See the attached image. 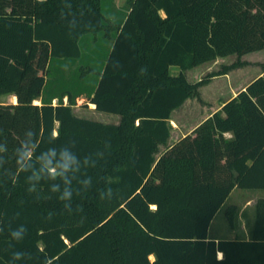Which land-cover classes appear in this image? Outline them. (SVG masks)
I'll list each match as a JSON object with an SVG mask.
<instances>
[{"label": "trees", "instance_id": "obj_1", "mask_svg": "<svg viewBox=\"0 0 264 264\" xmlns=\"http://www.w3.org/2000/svg\"><path fill=\"white\" fill-rule=\"evenodd\" d=\"M108 1L0 0V97H18L0 103V264H264V198L249 238L209 237L234 189L264 190V64L169 144L172 112L264 49V0ZM81 97L119 123L77 115Z\"/></svg>", "mask_w": 264, "mask_h": 264}, {"label": "rangeland", "instance_id": "obj_2", "mask_svg": "<svg viewBox=\"0 0 264 264\" xmlns=\"http://www.w3.org/2000/svg\"><path fill=\"white\" fill-rule=\"evenodd\" d=\"M126 0H116L118 7H122ZM109 1L105 0V7H109ZM83 57L81 64L87 67H98L101 63V58L105 56L107 50H105V40L101 37L95 38L93 34L84 37L82 40ZM237 54H230L227 56H220L216 60L205 62L192 69L186 71V75L189 81L196 82L198 78H202L208 72L217 70L222 64H229L237 60ZM242 60L250 62L242 68L233 70L234 78L238 75L244 74L243 79H252L262 70V64H264V49L247 53L241 57ZM180 72L178 66L171 67V73L176 75ZM243 80V81H244ZM225 87L222 91H228V81L226 79H220L213 82L208 89H217V87ZM214 88V89H213ZM17 96V95H16ZM18 99V97H17ZM193 101H197V98H192ZM0 103H14L11 95L1 96ZM77 105H80V109L77 111L80 117L101 121L103 123H119V116L102 112L98 110L91 111L88 109L89 105H86V99L81 97L77 101ZM77 107V106H76ZM96 108V107H95ZM203 110L206 107H202ZM117 118V119H115ZM174 138V137H173ZM163 149V147H162ZM260 198H264V190L261 189H240L233 190L231 195L225 201L222 208L212 221L209 234L211 237L220 238H247L250 237V233L254 224L256 214V203ZM230 207H234V224L231 225L227 216V210Z\"/></svg>", "mask_w": 264, "mask_h": 264}, {"label": "crops", "instance_id": "obj_3", "mask_svg": "<svg viewBox=\"0 0 264 264\" xmlns=\"http://www.w3.org/2000/svg\"><path fill=\"white\" fill-rule=\"evenodd\" d=\"M233 72L234 71L230 72L227 75L217 76L213 78L209 84L201 87V96H202L203 102L199 100L192 102L191 100L192 98H189L184 102L183 105H181L179 108L175 109L172 112L171 124L173 128H172L171 138L169 139L170 145H172L173 143H175L182 137L186 136L187 134L191 133L196 127H198L206 119L211 117L215 112L221 110L227 101L235 97L241 90H244L254 79L263 75V69H262L252 79L244 80L243 79L244 74L238 75L234 78ZM41 74L44 75V72H41ZM200 79L201 78H198V80ZM220 79H226L228 81V86H226L228 91L227 90L222 91V89L225 88L223 86L222 87L218 86L217 89L213 88L214 90L207 88L213 82L219 81ZM13 96H16V95H11V97ZM15 103H18V99L17 101H15ZM34 103L41 104L40 98L36 99ZM76 106L74 107V111L78 115L77 111L81 107L80 105H76ZM95 107H96L95 104L90 103L88 109H90L91 111H94L96 110ZM202 107H206V109L203 110ZM209 237L214 238V239H220V237H211L210 234H209ZM218 257L222 258L223 253L219 252Z\"/></svg>", "mask_w": 264, "mask_h": 264}, {"label": "bare ground", "instance_id": "obj_4", "mask_svg": "<svg viewBox=\"0 0 264 264\" xmlns=\"http://www.w3.org/2000/svg\"><path fill=\"white\" fill-rule=\"evenodd\" d=\"M36 102H38V101H36Z\"/></svg>", "mask_w": 264, "mask_h": 264}]
</instances>
